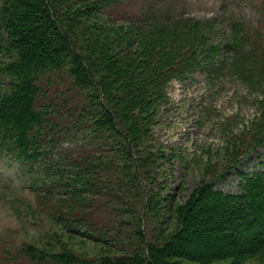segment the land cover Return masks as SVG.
I'll list each match as a JSON object with an SVG mask.
<instances>
[{"label":"trees","instance_id":"trees-1","mask_svg":"<svg viewBox=\"0 0 264 264\" xmlns=\"http://www.w3.org/2000/svg\"><path fill=\"white\" fill-rule=\"evenodd\" d=\"M126 1L0 0L1 153L29 174L35 204L53 206L68 232L97 242L83 212L106 191L118 196L129 188L135 204L141 194V223L150 211L159 216L161 196L143 183L159 164L153 125L168 84L199 72L214 85L225 78L259 91L264 85L263 4L256 5L260 20L247 26L236 16L195 20L177 2L163 7L159 0L135 14L113 12ZM256 137L254 146L264 131ZM240 175L239 192L204 180L173 205L171 233L149 241L138 228V244L98 263L70 250L39 252L38 261L264 259V169Z\"/></svg>","mask_w":264,"mask_h":264},{"label":"rangeland","instance_id":"rangeland-1","mask_svg":"<svg viewBox=\"0 0 264 264\" xmlns=\"http://www.w3.org/2000/svg\"><path fill=\"white\" fill-rule=\"evenodd\" d=\"M151 1H126L113 12L135 14ZM159 1L163 7L166 2H177L183 16L195 20L215 17L223 21L236 16L247 26L260 20L256 5L263 4L264 8V0ZM59 81L56 79V83ZM262 89H249L232 78L210 84L199 72L168 84L167 96L153 125L159 164L149 173L153 178L143 183L148 188L152 182L154 191L161 196L159 216L150 211L141 223L140 193L139 203L135 204L134 192L129 188L118 196L106 191L92 199V207L83 212L89 217L88 225H92L91 229L84 226L90 229L86 233H94L102 239L100 242L68 232L53 206L35 204L29 174L6 150L2 154L0 146V264H53L38 261V253L69 250L86 261L98 263L100 255L122 253V249L138 244V228L149 241L166 228L171 233L175 223L173 205L184 202L202 181L211 180L224 192H239L242 172L264 169V141L254 146L256 136L264 131V85ZM182 264L201 263L183 259ZM209 264H264V259L253 256L241 262L224 259Z\"/></svg>","mask_w":264,"mask_h":264},{"label":"bare ground","instance_id":"bare-ground-1","mask_svg":"<svg viewBox=\"0 0 264 264\" xmlns=\"http://www.w3.org/2000/svg\"><path fill=\"white\" fill-rule=\"evenodd\" d=\"M251 257V256H250Z\"/></svg>","mask_w":264,"mask_h":264}]
</instances>
